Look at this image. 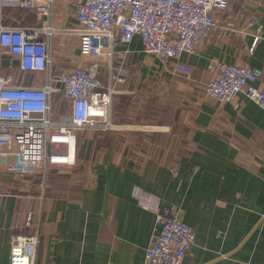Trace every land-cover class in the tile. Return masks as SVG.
<instances>
[{
  "label": "crops",
  "instance_id": "0c3cea01",
  "mask_svg": "<svg viewBox=\"0 0 264 264\" xmlns=\"http://www.w3.org/2000/svg\"><path fill=\"white\" fill-rule=\"evenodd\" d=\"M72 1L54 0L56 72L81 58L78 37L66 30L77 24ZM217 16L219 26L177 60L153 59L138 35L129 46L118 44L131 50L130 73L115 84L112 104L131 122L116 130L78 129L75 163L52 167L43 188L39 174L15 173L0 163V264H10L13 235L33 229L26 218L39 207L35 264H146L156 213L139 204L138 190L158 196L195 229L182 264H264V109L243 93L221 102L203 90L213 58L264 71V0L244 7L233 0ZM48 20L0 2L3 25L42 27ZM222 26L234 30L222 38ZM259 27L261 39L249 54L242 47ZM176 61L188 70L177 69ZM0 69L20 85L44 82L42 72L22 70L3 48ZM141 96H148L142 104L131 100Z\"/></svg>",
  "mask_w": 264,
  "mask_h": 264
},
{
  "label": "built area",
  "instance_id": "2783aa9c",
  "mask_svg": "<svg viewBox=\"0 0 264 264\" xmlns=\"http://www.w3.org/2000/svg\"><path fill=\"white\" fill-rule=\"evenodd\" d=\"M233 0H73L77 24L67 27L78 37L84 63L54 70L50 37L59 28L52 23L54 0H0L48 16L42 27L3 25L0 49L7 50L27 72H42V84H18L11 73L0 69V163L20 174H39L42 188L52 167L76 161L77 131L91 127L119 129L113 122L116 83L126 82L130 73L126 47L136 35L144 51L160 62L177 60L194 53L219 26L217 14ZM248 0H241L244 7ZM243 49L253 54L261 39L260 30ZM231 27L222 26L219 37L229 36ZM241 32H243L241 30ZM46 35V38L43 36ZM106 70L105 87L102 70ZM176 68L188 70L176 61ZM212 72L203 86L205 94L221 102L240 93L264 109V71L213 58ZM58 114V118H56ZM136 198L156 213V227L146 248V264H182L196 238L193 226L171 214L158 196L138 190ZM41 207L30 210L26 225L30 232H18L11 241L10 264H35L40 243Z\"/></svg>",
  "mask_w": 264,
  "mask_h": 264
},
{
  "label": "rangeland",
  "instance_id": "374dc122",
  "mask_svg": "<svg viewBox=\"0 0 264 264\" xmlns=\"http://www.w3.org/2000/svg\"><path fill=\"white\" fill-rule=\"evenodd\" d=\"M71 49H75V47H76V44L75 43H72L71 42V44H70V46H69ZM81 63H84L83 62V60H82V58H80L75 64H81ZM101 70H102V76H100L101 77V79L103 80V82H104V86L106 87V85H108V77L107 76H105L106 75V70L104 69L103 70V68L101 67ZM147 98H148V96H145V97H143V96H141V97H137V98H131V100L133 101V102H136V103H139V104H142V102L143 101H146L147 100ZM120 102L118 103V107L119 106H121L122 105V100H119ZM115 102V101H114ZM112 119H113V122L114 123H116V124H118V125H122V123H127V122H131L130 120H128V116L129 115H127V113L126 112H124L123 111V113L122 114H120V113H118V114H116L117 112H116V104L115 103H113L112 104ZM120 116H123L124 118H118V117H120ZM59 116H58V114H57V116H56V118H58ZM150 118V117H149ZM124 125H126V124H124ZM121 127H123V126H121Z\"/></svg>",
  "mask_w": 264,
  "mask_h": 264
}]
</instances>
